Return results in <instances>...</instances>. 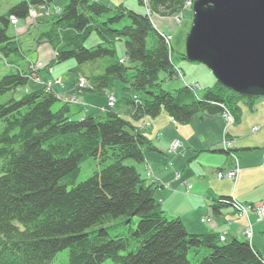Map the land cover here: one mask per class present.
I'll return each mask as SVG.
<instances>
[{"label": "trees", "instance_id": "1", "mask_svg": "<svg viewBox=\"0 0 264 264\" xmlns=\"http://www.w3.org/2000/svg\"><path fill=\"white\" fill-rule=\"evenodd\" d=\"M53 1H23L0 16V58L8 63L13 55L24 57L18 38L7 33L10 16L27 18L35 4ZM186 1L150 0L163 16L182 11ZM50 19L39 39L56 51L51 63L76 59L78 73L100 71L86 75L97 92L120 81L129 92L144 94L143 101L131 103L139 118L166 112L188 123L197 114L226 109L237 115L242 98H257L228 96L217 87L205 88L200 96L181 81L182 69L172 59L166 33L144 12L100 0H70ZM94 32L101 41L87 47ZM121 41L124 56L117 50ZM31 73L18 69L0 79V95L8 94L0 103V264H52L65 249L63 264L107 259L116 264H264L247 239L191 233L180 218L168 217L155 197V184L135 163L145 160L153 142L120 113L108 109L103 118L76 119L67 102L53 110L59 99L43 87L16 97ZM174 78L180 83L167 89L165 82ZM88 158L97 161L98 169L77 183ZM218 203L231 206L233 197Z\"/></svg>", "mask_w": 264, "mask_h": 264}, {"label": "crops", "instance_id": "2", "mask_svg": "<svg viewBox=\"0 0 264 264\" xmlns=\"http://www.w3.org/2000/svg\"><path fill=\"white\" fill-rule=\"evenodd\" d=\"M162 31L172 35V31ZM45 74H41L45 80L50 79V73ZM205 74L212 77L211 73ZM196 80L192 78L190 81ZM196 82L200 84L199 79ZM205 86L217 87L216 79ZM106 91L120 101L116 89ZM83 97L97 105L101 100L92 91ZM241 101V111L235 114L234 121H228L225 112L197 114L188 123H179L166 112L156 117L147 116L151 117L152 123L147 135L155 149L146 153L147 161L138 163V169L145 177L147 165L151 167L153 176L149 182L155 183L156 197L165 213L170 218H180L189 232L224 234L227 240H248L245 228L250 221L254 231L253 245L264 254V219L258 220L255 214L250 220L239 218L232 206L218 203V199L225 196L245 204L264 200V135L257 133H264V96L253 101L242 98ZM70 108L73 107L70 105ZM81 110L76 105L73 117L81 114ZM87 112L90 113V109H85L76 119L83 118ZM255 127L259 128L254 130ZM225 138L233 139L239 157L241 170L236 182L229 177L219 178L217 174L209 176L213 172L227 171L236 163L223 149ZM176 140L182 145L177 152H171V145Z\"/></svg>", "mask_w": 264, "mask_h": 264}, {"label": "rangeland", "instance_id": "3", "mask_svg": "<svg viewBox=\"0 0 264 264\" xmlns=\"http://www.w3.org/2000/svg\"><path fill=\"white\" fill-rule=\"evenodd\" d=\"M23 1L32 2V0H0V16L6 14L12 7ZM69 1L70 0H54L52 3H50V5L35 4L34 6L36 7L32 6L30 14L28 15L27 18L19 19L18 17H14L13 15L12 17H10L11 19L10 26L7 30V33L9 36L12 37L15 36L18 38L24 57L13 55L11 57L12 61L10 62L8 61V63L4 59L0 58V79L4 75L9 74L10 72H14L18 69H21L22 71H28V72L30 71L32 73L30 75L29 83L26 86H22L19 89H17V92L15 94L16 97L19 98L24 92L28 90H36L38 88L43 87L47 91L54 93V95L58 97L59 101H56L53 104V110L55 111L60 109L65 102H68L73 107L71 109V114L75 112L77 105V108L79 107L82 108L81 110L82 112H84L85 109L88 110L90 109L91 112L90 113L87 112L85 116L95 115L98 118H103L106 116L107 110L112 109L120 113V115L125 117L127 120H130L135 127L140 128L143 131V133L146 134V136L148 137L147 132L152 126L151 117H147V116L142 118L137 117L134 114L135 109L131 104L133 103L134 100L137 102L140 101L144 96V94L141 95L135 91L129 92L128 90L125 89L124 84L121 83L120 81H115L114 84L111 85L110 87L97 92L95 84L92 83L91 80L86 75H90V72L98 73L100 71L95 69L85 68L82 71H80V73H78L77 71L74 70V67H76L77 65L76 59H69L56 64L51 63L53 58L56 56V51L53 49L52 45L49 42L39 39V36L43 31H46L50 28V20H51L50 17L54 13L60 12L69 3ZM100 1L114 8L118 6H124L128 10H134L136 12H144L150 17L155 28L160 33L164 32L162 31V29H167L169 31H172L171 32L172 39L170 41V46L173 49L172 59L175 61L177 65H179L182 68V71L179 74L180 78L184 77L183 74L184 72L186 81L188 82L192 78L197 80L199 79L200 87H194V88L197 89V92L200 96H204L205 87H206L205 85L207 84V82L209 84V82L214 81V79H216V84H217L216 90L228 96L229 95L233 96L235 93H237L225 87L223 84H221L217 80L211 69L207 67L205 64L197 61H190L189 59H187V57L184 59L181 58V54L186 53L187 37L189 35L193 23V15H194L193 4L195 0H187L182 11L169 16L161 15V10L159 11L154 10L151 7L150 0H100ZM15 18L17 19L16 22L14 21ZM161 20H163V23ZM159 25H161V27H159ZM164 33H166V35L170 34L167 32ZM100 41L101 40L99 36L94 32L86 42V46L87 47L96 46ZM117 50L120 56L125 55L124 41H121L117 44ZM40 62H41V66H39ZM44 62L47 63L50 62L51 65L49 63V66L48 65L45 66ZM42 73L44 74L50 73L51 76L50 79L45 80V76L41 75ZM205 73H211L212 77L208 76V74ZM170 83L171 84L180 83V80L174 78L172 80H169L168 82H165V86L167 89L174 88L173 86L169 85ZM108 89L112 91L116 89L118 94L117 96L118 99L120 98V101L117 102V98L114 94L112 95L107 94L106 90ZM88 91H92L95 97L101 98L100 103H98L99 105L93 103L92 101H88L84 99L83 95ZM7 95H0V103H3L6 100H8ZM256 97H260V96H256ZM126 99H129L130 101L127 103ZM241 103L242 101L240 100L239 102L240 106L242 105ZM228 111L230 112L229 115L233 117L235 120V114H233V112L230 110ZM82 112L81 114H77V116L79 115L82 116L83 114ZM229 115H226L225 113V117L227 118V120L232 121L231 118H229L230 117ZM77 116L74 118H79ZM258 128L259 127H255L254 130H257ZM257 133L258 135H264V133L261 131ZM153 149H155V146L150 150ZM146 161L147 158L145 157V160L143 162ZM128 163L130 164L134 163V160H129ZM135 163L138 168V163L137 162ZM147 166H148L147 176L145 177L143 176V177L147 180L149 184H155L152 181L149 182L153 176V172L151 170V167L149 165ZM80 167L81 168H80L79 176L77 178V183H80L90 178L94 174V172L98 169V163L94 158H88L81 163ZM216 174H218V172L210 173L209 176ZM155 197H156V185H155ZM158 201L161 202L159 199ZM255 204L259 205L257 208L260 207V203H255ZM256 211L258 210L256 209ZM252 214H255L258 218V215L256 213H253V211L247 213L244 216H240V214H238V216L239 218L246 217L248 220H250V216ZM250 224L252 225V223L249 221V223L245 228V233L249 228ZM248 240L253 245V236L252 238H248ZM67 251L68 249L60 251L57 257L53 260L52 264H63L64 256ZM261 254L263 255L264 258V254L263 253ZM102 264H116V263H114L111 259H107Z\"/></svg>", "mask_w": 264, "mask_h": 264}, {"label": "water", "instance_id": "4", "mask_svg": "<svg viewBox=\"0 0 264 264\" xmlns=\"http://www.w3.org/2000/svg\"><path fill=\"white\" fill-rule=\"evenodd\" d=\"M186 57L225 87L264 96V0H195Z\"/></svg>", "mask_w": 264, "mask_h": 264}, {"label": "built area", "instance_id": "5", "mask_svg": "<svg viewBox=\"0 0 264 264\" xmlns=\"http://www.w3.org/2000/svg\"><path fill=\"white\" fill-rule=\"evenodd\" d=\"M14 21L16 22L17 19L15 18ZM166 37H167V41L170 43V41L172 39L171 35H167ZM39 66H41V63H39ZM190 85L192 87H198V83L196 81H192L190 83ZM225 113H226V115L230 114V112L228 110ZM229 118H231L232 121L234 120V118L231 117V116ZM181 145L182 144H181L180 140L174 141L173 144L171 145V150L170 151L171 152H177L180 149ZM223 147H224L225 150L232 151L231 155L235 159L236 163L231 169H229L227 171H222V170L218 171L217 176L219 178L229 177L232 180L236 181L238 176H239L241 168H240V163H239V157H238V155L235 152H233V149H234V141H233V139L225 138L223 140ZM189 187L191 188L192 186L190 185ZM231 206L238 212V214H240V216H244L247 213L253 211V213H256L258 215V220H263L264 219V200L262 202H260V207L257 208L259 206L258 204H245V203H241V202H239V201H237L236 199L233 198V203H232ZM256 209L258 211H256ZM203 221H205V220L203 219ZM253 233H254L253 232V226L250 224L249 228L246 231L247 238H252ZM221 239L225 240V236L222 235Z\"/></svg>", "mask_w": 264, "mask_h": 264}, {"label": "bare ground", "instance_id": "6", "mask_svg": "<svg viewBox=\"0 0 264 264\" xmlns=\"http://www.w3.org/2000/svg\"><path fill=\"white\" fill-rule=\"evenodd\" d=\"M37 69H40V68H37ZM42 69V68H41Z\"/></svg>", "mask_w": 264, "mask_h": 264}]
</instances>
